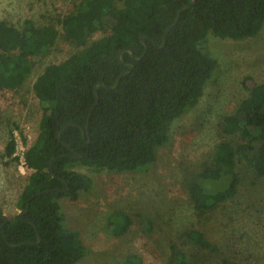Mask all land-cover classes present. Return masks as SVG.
Here are the masks:
<instances>
[{
    "label": "trees",
    "instance_id": "1",
    "mask_svg": "<svg viewBox=\"0 0 264 264\" xmlns=\"http://www.w3.org/2000/svg\"><path fill=\"white\" fill-rule=\"evenodd\" d=\"M190 1L79 0L61 19L65 38L80 49L47 65L33 84L43 115L40 133L24 154L31 173L17 200L19 212L28 203L30 207L24 217L18 212L7 221L1 217L0 208V264H76L82 260L86 248L81 235L66 226L59 201L64 196L76 200L89 189L91 179L76 170L78 164L117 173L147 171L156 162L158 149L171 140L172 123L197 105L216 74L218 60L200 44L208 32L240 40L258 35L264 26V0H196L183 9L165 46L156 47L154 41L162 44L179 8ZM97 33L103 35L93 38ZM141 35L148 51L132 71L124 74L116 89L98 86L100 99L84 139L80 125H87L96 99L94 85L116 82L128 67L119 59L126 47L133 48L136 56L144 53ZM58 36L54 25H39L32 18L25 19L22 27L1 19L0 90L22 86L33 70L31 56L48 55ZM122 59L133 58L123 50ZM244 83L249 95L226 118L224 130L240 132L247 142L236 147L229 140L220 141L212 163L205 165L190 184L200 214L216 209L238 193L236 156L240 150L254 152L251 164L257 175L264 177V82L246 77ZM70 122L76 124L63 130L59 138L58 131ZM23 140L27 142L25 136ZM16 151L17 140L11 129L5 153L19 159ZM75 152L83 158L72 156ZM64 178L69 184L67 192L59 190L66 187ZM47 189L52 190L32 198ZM131 222L128 214L117 211L112 218L114 232L125 233ZM186 235L201 248L210 247L199 229H190ZM187 256L176 244L171 245V264H192ZM223 264L241 263L223 259Z\"/></svg>",
    "mask_w": 264,
    "mask_h": 264
},
{
    "label": "rangeland",
    "instance_id": "2",
    "mask_svg": "<svg viewBox=\"0 0 264 264\" xmlns=\"http://www.w3.org/2000/svg\"><path fill=\"white\" fill-rule=\"evenodd\" d=\"M78 1L0 0V20L22 27L25 19L32 18L59 32L48 55L31 56L33 70L22 86L0 90V208L9 218L19 212L17 200L31 173L23 153L40 133L43 109L33 84L47 65L80 49L65 38L61 22ZM200 44L218 60L216 74L197 105L172 123L171 140L158 149L156 162L147 171L117 173L80 163L76 167L90 177L89 189L76 200L59 199L66 226L80 233L86 248L76 264H171L173 244L187 253L192 264H223V259L264 264V177L251 164L254 152H237L238 193L216 209L200 214L190 191L198 173L212 163L220 141L229 140L236 147L247 142L240 132L226 133L224 123L249 95L245 78L264 82V26L258 35L240 40L210 30ZM11 129L19 159L5 153ZM117 211L132 220L123 234L113 230ZM193 228L204 232L210 247L201 248L187 237Z\"/></svg>",
    "mask_w": 264,
    "mask_h": 264
},
{
    "label": "water",
    "instance_id": "3",
    "mask_svg": "<svg viewBox=\"0 0 264 264\" xmlns=\"http://www.w3.org/2000/svg\"><path fill=\"white\" fill-rule=\"evenodd\" d=\"M195 2H196V0H191L189 3H186V4L182 5V6L179 8L175 20H174V21H173V22H172V23L166 28V30H165V32H164V37H163L162 44H161V45H158L157 42L154 41V44H155L156 47H158V48H163V47L165 46V44H166V40H167V36H168V33H169L170 29H171L173 26H175V25L178 23V21L180 20L181 13H182L183 9L186 8V7L192 6ZM141 38H142V41H143V43H144V45H145V51H144V53H143L141 56H136L135 53H134L133 48H131V47H126V48L123 49V50H127V51H129V52L131 53L133 59L130 60V61H124V60L122 59V51H123V50L120 51V53H119V59H120L124 64H126L128 67L119 73V75H118V77H117V79H116V82H115L113 85H108V84L105 83V82H97V83L94 85V90H95V94H96V99H95L94 103L91 105V107H90V109H89L87 125H86V127L80 125L81 128H82V131H83V137H84V139L86 138L87 133H89V121H90V118H91V115H92V111H93V109L95 108V106L98 104L99 99H100V94H99V91H98V86H99L100 84H103L106 88H109V89H116V88L118 87V85L120 84L121 79H122V77L124 76V74H126V73L132 71V69H133V68L135 67V65H136V61H139V60H140V59L146 54V52L148 51L149 45H148L147 41L144 39V35H141ZM73 124H76V123H74V122H70V123L66 124V125L62 128V130L58 131V133H57L58 137L60 138L62 131L65 130L68 126L73 125ZM87 142H89V140H87ZM71 155L74 156V157H79L80 159L83 158V154H81V153H76V152H75V153H73V154H71ZM60 156H62V155H60ZM50 169H52V160H51V162H50ZM53 175L56 176V174H53ZM64 181H65V183H66V187H65V188H60L59 190L64 191V192H67V191L69 190V184H68V182H67V180H66L65 178H64ZM51 190H52V189H47V190H44V191H38V192H36V193L32 196V198H34V197H36L37 195H40V194H42V193H44V192L51 191ZM29 207H30V204L28 203L27 207H26L25 209L21 210V211L19 212V214H20L22 217H24L25 214H26V212L29 210ZM1 217L4 218L6 221L9 220V217H8L5 213H3V214L1 215ZM31 222L34 224V226H35V228L37 229V231H39L37 225L35 224V222H33V221H31ZM38 235H39V241H38V242H40V241H41V235H40L39 232H38ZM20 244H22V243H20ZM20 244H19V245H20ZM12 245H13V246H16V244H12Z\"/></svg>",
    "mask_w": 264,
    "mask_h": 264
},
{
    "label": "built area",
    "instance_id": "4",
    "mask_svg": "<svg viewBox=\"0 0 264 264\" xmlns=\"http://www.w3.org/2000/svg\"><path fill=\"white\" fill-rule=\"evenodd\" d=\"M24 154H25V153H23V159H25V158H24ZM25 162H26V161H25Z\"/></svg>",
    "mask_w": 264,
    "mask_h": 264
}]
</instances>
